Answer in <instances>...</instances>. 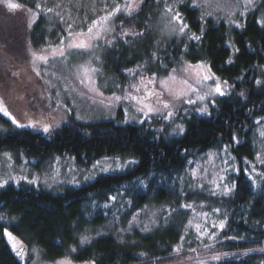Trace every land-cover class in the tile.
<instances>
[{"label":"trees","instance_id":"1","mask_svg":"<svg viewBox=\"0 0 264 264\" xmlns=\"http://www.w3.org/2000/svg\"><path fill=\"white\" fill-rule=\"evenodd\" d=\"M10 2L21 5L22 16L25 12L38 11L36 3L54 11L40 12L31 27L28 20L26 23L20 17L0 16V61L6 64L11 76L4 81L0 75V101L11 117L23 125L13 123L11 117V122L0 117L7 127L0 131V153L27 159L74 156L80 165L120 157L128 159L131 166L123 172L99 175L88 184L65 188L59 193L25 184H7L0 190V264H21L5 240V230L28 247L42 248L47 261L68 257L75 263L178 264L192 259L196 253L191 249L198 246L195 243L185 248L191 252L175 255V248L181 243L182 224L177 215L149 232L108 230L97 235V231L117 216L113 213L117 203L113 197L117 192L122 193L127 187L128 191L133 190L130 210L119 216L124 227L130 213L142 205L160 203L171 196L165 181L156 185L155 179H169L190 158L221 147L229 150L235 171L229 184L231 192L210 197L213 210L219 209L224 227L217 238L222 242L206 247L203 253L206 256L234 253L231 258L209 264H264V249L259 250L264 248V164L256 166L257 173L263 177L260 183L252 176L250 165L254 159L251 138L264 123V0H257L255 8L241 20L240 29L230 30L223 22L203 20L198 9L187 1L176 2L173 7L187 27L179 37L170 40H159L153 34L155 19L159 11L165 9V0H141L140 6L131 13L120 10L114 14L113 31L108 40L99 44L102 50L99 58L103 74L115 77L120 86L127 76L164 75L184 61L202 63L209 74L226 82L228 95L220 98L208 115L191 114L185 120L182 133L171 138L146 124H123L114 120L85 124L68 120L58 129L47 132L35 128L36 122L28 111L27 114L21 111L22 107L15 103L13 89L28 90L34 84L37 86L36 80L40 77L29 55L23 62H16L10 53L16 50L17 54L19 48L29 52L51 47L68 36L69 24L76 23L72 32L81 25L87 27L98 13L83 17L74 5L65 6L73 4L69 0ZM3 5L6 6L0 3ZM113 7L107 6L111 11ZM7 21L13 27L11 39L7 36ZM151 174L154 177L148 180ZM142 184L145 187L140 186ZM202 197L205 196L197 199ZM109 202L114 204L110 206ZM83 236L87 240L80 243Z\"/></svg>","mask_w":264,"mask_h":264},{"label":"rangeland","instance_id":"2","mask_svg":"<svg viewBox=\"0 0 264 264\" xmlns=\"http://www.w3.org/2000/svg\"><path fill=\"white\" fill-rule=\"evenodd\" d=\"M181 1H187L190 6L197 8L203 20L210 18L215 23L223 22L229 30L233 28L240 29L241 20L250 10L255 8L257 3V0H172V2L165 0L166 3H163L165 9L159 11L153 27V34L159 40H170L181 35L182 32L179 29L185 23L181 16L180 20L173 19L175 13L178 12L173 6L176 2ZM69 2H73V4L69 3L65 6L71 7L74 5L82 12L83 17H85V14L86 17H92L97 13L98 16L90 23L88 22L87 27L81 25L80 28L73 31V38L70 39L68 36L63 38L64 57L53 56L52 54L53 48L59 50L61 41L51 47H42L38 50L31 49L29 52L19 48L17 54L16 50L10 53L16 58V62H23L29 55L28 58L34 70L36 73L39 71L40 78L39 81L36 80L37 86L34 84L28 90L17 91L13 89V97H16L15 103L22 107L21 111L24 110L26 114L28 111L36 122L35 128L43 131L47 126L48 131L50 129L54 130L66 124L68 120L82 124L114 120L123 124H146L147 127L163 135L165 134L167 138H171L182 133L185 120H188L191 114L208 115L210 108L214 107L220 98L228 95L227 85L219 78L209 74L204 64L202 68H196L194 66L201 63H189L187 61L181 62L173 68L175 72L172 69L164 75L140 73L134 75V77L127 76L124 85L120 86L115 77L103 74L104 70L99 58L102 53L99 44L109 39L110 33L113 31L114 15L108 21L102 22V27L107 31H102L99 38L95 37L96 29H94L93 38L89 39L87 29L94 20L111 12L107 6H114V9L119 5L121 10L127 12L125 10L127 4L131 3L133 9H136L140 6L141 0H69ZM19 14L20 16H17ZM2 15L20 17L26 23L27 20L30 23L34 19L33 13L25 12L22 16L20 10H10L4 5L0 6V16ZM7 23V29H9V35L7 36L11 39L10 35L13 36L11 28L13 30V27L10 21H7ZM75 26L76 23H73L72 27ZM81 31L85 33L84 36L75 35ZM1 36L0 33V38H2ZM73 39L76 42L84 39L91 43L92 47L90 49L68 48V44ZM230 42L229 40L228 47L231 48L233 55L234 49ZM40 56H47V62L38 59ZM0 64V68L3 67V70L0 69V75H3L5 81L10 74L8 75L6 64L1 63V61ZM80 66L96 69V71L89 72L86 78ZM135 72L137 73V71ZM204 75L210 78L202 80ZM170 76H175V80H168ZM24 79L29 80L25 76ZM149 79H152L154 83L149 84ZM81 80H84V82L81 83ZM141 80L144 81L143 84H141ZM161 80H167V87L161 85ZM184 81H187V83H184ZM217 82L221 85L223 95L214 91ZM133 85L136 87H133ZM149 91L155 93V95L148 96ZM181 92L184 95L181 96ZM115 97H120V99L116 100ZM125 97L129 98L126 99ZM131 97L147 98L145 102L150 103L156 111L145 114L147 109L143 112L140 111L139 109L143 105ZM200 97H203V99H200ZM189 100L193 103H189ZM164 103H167L169 107L165 108ZM200 109H206V111H200ZM169 113H171V116L168 115ZM0 117L11 122L10 117L2 112H0ZM6 128V125L0 121V131H5ZM261 133H264V123L257 127L254 138H251L254 159L250 165L253 171L252 176L257 178L259 183L263 177L257 173L256 166L264 164V135H261ZM130 166L131 162L128 159L120 157L100 159L92 164L80 165L74 156L27 159L24 156L16 157L14 154L1 152L0 183H3V181H7V183L3 184L0 190L4 189L7 184H25L33 188L59 193L65 188H77L88 184L99 175L123 172ZM233 167H235L234 160L225 147L208 150L190 158L187 160L186 165L181 170L173 173L169 179L166 177L155 179L156 185H161L165 181V186L171 196L160 203L149 202L142 205L140 209L130 213L124 227H121L119 216L122 217L125 212L130 210L131 206L130 194L133 190L129 189L128 191L127 187L122 193L117 192L115 194L117 203L113 206V213L114 215L117 213V216H113L106 222L105 226L99 228L97 235L108 230H113L114 233L129 232L132 229L149 232L159 225L167 223L174 215H177L181 217L180 220L182 221L180 229L183 240L175 248L179 249L175 255L191 252L185 250V248L193 243L198 245L194 248L195 251L193 252L196 255L192 256V259H184L178 264H209L223 258H231L234 255L231 252L211 256H206L203 252L206 247L222 242L217 239L222 230L218 225L222 220L219 211L213 210L210 197L219 196L220 194L226 195L231 192L225 193V186L231 188L229 184L232 181L231 175L235 171ZM254 168H256L255 171ZM153 177L154 174H151L147 179ZM256 185H259L258 182ZM140 186L145 187L144 184ZM187 195L191 196L186 198ZM201 195L205 197L197 199ZM112 203L114 204V202ZM112 203L109 202V205L111 206ZM186 205H190V207H185ZM204 213L207 214V217L202 215ZM189 221L192 222L191 225H189ZM196 224L202 226L201 230L206 229L208 235L201 236L195 229ZM213 224H216L217 227H213ZM212 233H215V235L213 236ZM11 236L14 237V241H10L6 235L5 240L21 264H58L60 261H66L67 264H93V262L75 263L68 257L47 261L43 256L42 248L37 245L28 247L18 237L13 234ZM83 237H80V243L85 242H82ZM227 239L233 240L231 238ZM13 243L16 246L15 250ZM21 244L22 247H20ZM263 249L260 248L259 250ZM17 252L20 255H17ZM23 254H26L27 257L24 258Z\"/></svg>","mask_w":264,"mask_h":264},{"label":"snow or ice","instance_id":"3","mask_svg":"<svg viewBox=\"0 0 264 264\" xmlns=\"http://www.w3.org/2000/svg\"><path fill=\"white\" fill-rule=\"evenodd\" d=\"M0 3H5V4H6V7H7L8 9H10V10H20V9H21V5H20V4H18V3H16V2H10V0H0ZM35 7H36V9H37L38 11H36V12L33 13V17H34V19H33L32 22L35 21V18H38V17H39L40 12L46 11V12H49V13H50V12H53V11H54L53 8H47V9L43 8L42 5H41L40 3H36V4H35ZM57 7H60V5H57ZM132 9H133V5H132L131 3L127 4L126 7H125V10H126L127 12H129V13H131ZM120 10H121V9H120V6L117 5V6L113 9V11L109 12L107 15H105V16H103V17H100V18L97 19V20H94V21L92 22V24H91V25L88 27V29H87V34H88L89 39H92V38H93V37H92V34H93V30H94V29H96V32H95V37H96V38H99V36L101 35V32H102V31H107V29H105V28L102 27V22H106V21H108V20L110 19L111 16H113L115 13L119 12ZM28 11H29V12H32V9H28ZM169 11H171V9H169ZM57 15H59V13H57ZM61 19H63V17H61ZM173 19H174V20H180V13H179V12H176L175 15L173 16ZM32 22L29 23V27L32 26ZM186 27H187V25L184 24L182 27H180L179 30H180L181 32H183V31H184V28H186ZM71 28H72V25L69 24V26H68V29H69V30H68V38H70V39L73 38V32L71 31ZM75 35H76V36H81V37H82V36L85 35V33H84L83 31H81V32H79V33H76ZM195 38H196V39H199V37H195ZM63 43H64V41H63V39H62V40H61V47L59 48V50H57V49H55V48L52 49V54H53V56H55V55H59L60 57H64V56H65V50H64V48H63ZM91 47H92V44L89 43V42H87V41L84 40V39H80L79 42H76V41L73 39L72 42H70V43L68 44V48H74V49H90ZM38 59L47 62L48 57H47V56H40V57H38ZM80 67L83 69V74H84V76H85L86 78L88 77L89 72H95V71H96V69H90V68H87V67H84V66H80ZM190 67H191V66H190ZM194 67H196V68H202V67H203V64L201 63V64H198V65H196V66H194ZM173 72H175V69H173ZM37 75H39V71H37ZM209 78H210L209 76L204 75L203 78H202V80H207V79H209ZM168 80H175V76H170V77L168 78ZM83 82H84V80H81V83H83ZM201 82H202V81H201ZM143 83H144V81L141 80V84H143ZM148 83L151 84V83H154V81H153L152 79H149V80H148ZM160 83H161V85H164L165 87H167V80H161ZM184 83H187V81H184ZM225 83H226V82H225ZM257 83H260V82L257 81ZM133 87H136V86L133 85ZM137 90H139V89H137ZM146 90H147V89H146ZM214 91H215L216 93L221 94V95L224 94V93L221 91V85H220L219 82L216 83V86H215ZM152 95H155V93H152V92L149 91V92H148V96H152ZM180 95L182 96V95H184V93L181 92ZM241 95H243V93H241ZM125 98L127 99V98H129V97H125ZM131 98L137 100L138 103H141V104L143 105V107L139 109L140 111L143 112L145 109H147V112H146L145 114L156 111V109H155L150 103H146V102H145V100H146L147 98H144V99H141L140 97H131ZM115 99H116V100H119L120 97H115ZM200 99H203V97H200ZM158 102H159V101H158ZM189 103H193V102H192L191 100H189ZM164 107H165V108H168L169 105H168L167 103H164ZM200 111H206V109H200ZM0 112H2V113H3L4 115H6V116L11 117V114L8 112L7 108L3 106L2 101H0ZM168 115L171 116V113H169ZM11 119H12V122H13V123H16L18 126H21V127L23 126V125H19V124H18V122L15 120V117H11ZM44 131H45V132L48 131V127H47V126L44 128ZM261 135H264V133H261ZM6 183H7V181H3V183H0V187H2L3 184H6ZM30 183H31V181H30ZM232 187H235V185H232ZM229 191H231V188H228L227 186H225V193H227V192H229ZM113 199H115V197H113ZM185 207H190V205H186ZM215 211H219V209H216ZM202 215L205 216V217H207V214H206V213H204V214H202ZM191 224H192V222L189 221V225H191ZM212 226H213V227H217L216 224H213ZM218 226L222 229V228L224 227V222L221 221V222L219 223ZM195 229H196V231H197L201 236L208 235V231H207L206 229H205V230H201V229H202V226H201L200 224H196V225H195ZM5 235L8 236V238H9L10 241H14V237H12L10 233H7L6 230H5ZM212 235L214 236L215 233H212ZM210 238H211V237H210ZM86 240H87V237H83V238H82V242H83V241H86ZM181 240H183V237H181ZM15 247H16V246H15V243H13V248H14V250H15ZM175 251H179V249H175ZM191 251H195V249H191ZM17 255H20V253L17 252ZM58 264H67V262H66V261H60V262H58Z\"/></svg>","mask_w":264,"mask_h":264},{"label":"water","instance_id":"4","mask_svg":"<svg viewBox=\"0 0 264 264\" xmlns=\"http://www.w3.org/2000/svg\"><path fill=\"white\" fill-rule=\"evenodd\" d=\"M20 247H22V244L20 245ZM23 257H24V258H26V257H27V255H26V254H23Z\"/></svg>","mask_w":264,"mask_h":264}]
</instances>
